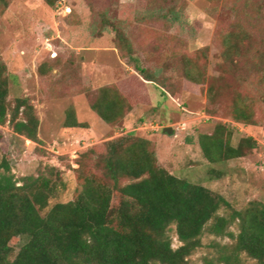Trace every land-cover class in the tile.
<instances>
[{
	"label": "rangeland",
	"instance_id": "obj_1",
	"mask_svg": "<svg viewBox=\"0 0 264 264\" xmlns=\"http://www.w3.org/2000/svg\"><path fill=\"white\" fill-rule=\"evenodd\" d=\"M7 2L0 14V58L7 68L8 99L12 104L28 99L40 125L37 143L0 126V160L8 163L17 186L31 180L54 185L45 213L74 200L78 172L109 184L97 157L106 142L127 134L150 143L159 167L223 197L232 209L264 205V0H60L53 7L43 0ZM170 12L175 19L167 18ZM229 35H237L243 57L235 59L238 78L224 74L223 83L236 87L252 106L250 126L229 117L232 90L213 107L207 86L183 75L185 63L192 61L208 81L218 79L222 40ZM137 67L155 74L157 83L144 81ZM106 87H115L132 107L118 126L107 125L90 109ZM71 109L86 128H64ZM218 123L232 128V146L252 138L256 149L241 159L208 163L198 140ZM167 128L171 135L163 133ZM89 151L92 155L85 157ZM230 213L222 208L217 215ZM212 223L188 264H205L233 244L212 235ZM229 233L238 234L237 224ZM168 235L177 249L175 227ZM24 243L20 238L15 253ZM241 261L257 264L246 255Z\"/></svg>",
	"mask_w": 264,
	"mask_h": 264
},
{
	"label": "trees",
	"instance_id": "obj_2",
	"mask_svg": "<svg viewBox=\"0 0 264 264\" xmlns=\"http://www.w3.org/2000/svg\"><path fill=\"white\" fill-rule=\"evenodd\" d=\"M7 1L0 0V14ZM59 1L43 0L50 7ZM172 17L175 13L170 12L167 18ZM236 36L222 40V74L218 79L208 81L200 64L192 61L185 63L183 75L192 84L207 86V102L213 107L232 90L227 103L229 117L250 126L254 123L252 106L236 87L223 83L224 74L238 78L233 71L237 68L235 59L243 55H239ZM137 70L144 81L157 83L155 74ZM8 98L7 68L0 58V126L7 125L14 134L37 143L40 122L33 105L26 98L13 104ZM90 109L107 125L118 126L132 107L115 87H106L98 91ZM64 128L86 127L71 109L66 112ZM232 136L230 125L218 123L210 135L199 137L208 163L241 159L256 149L252 138H242L232 146ZM104 147V154L97 159L110 183L82 178L78 172L74 200L56 204L47 213L54 185L47 180H31L17 186L8 163L0 160V264H188L187 259L202 246L203 232L211 221L210 233L228 237L233 244L222 247L219 256L206 259L205 264H243L241 255L264 264L263 204L252 202L244 210L232 209L223 197L159 167L150 143L136 136H121ZM222 208L231 213L218 216ZM233 224H237V235L229 233ZM171 227H175L180 243L177 249L172 248L168 235ZM20 238L25 243L15 253Z\"/></svg>",
	"mask_w": 264,
	"mask_h": 264
},
{
	"label": "water",
	"instance_id": "obj_3",
	"mask_svg": "<svg viewBox=\"0 0 264 264\" xmlns=\"http://www.w3.org/2000/svg\"><path fill=\"white\" fill-rule=\"evenodd\" d=\"M163 133L167 134V135H171L173 133V130L171 128H167L163 130Z\"/></svg>",
	"mask_w": 264,
	"mask_h": 264
}]
</instances>
